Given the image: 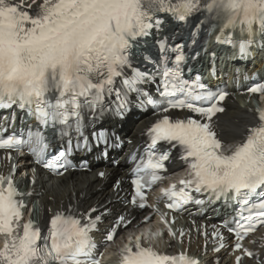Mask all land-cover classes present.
Wrapping results in <instances>:
<instances>
[{
	"label": "snow or ice",
	"instance_id": "obj_1",
	"mask_svg": "<svg viewBox=\"0 0 264 264\" xmlns=\"http://www.w3.org/2000/svg\"><path fill=\"white\" fill-rule=\"evenodd\" d=\"M161 13L182 24L201 17L193 44L198 30L207 25L209 35L219 30L217 42L238 47L242 56L250 54L253 45L264 48V39L256 40L257 36L264 38V0H0V112L18 108L44 128L79 130L85 110L98 118L107 109L106 97L115 95L114 110L123 115L132 103L129 94L135 92L142 97L138 100L141 106H155L159 113L147 130L146 162L142 160L134 169L135 194L130 203L160 212L147 203L145 189L164 179L175 150L187 165V174L161 190V198L169 199L167 208L180 211L189 204L203 207L214 202L231 205L235 214L225 227L234 234L233 247L239 252L236 264H244V257L264 264V255L243 243L258 227H264V111L257 113L258 123L248 128L244 141L225 151L213 117L225 111L220 102L229 93L213 90L198 74L185 78L188 56L182 44L170 46L167 37H158L160 60L146 58L156 65V71L134 68L127 76L133 46L162 30ZM168 52L175 54L171 66ZM199 56L196 53L193 59ZM156 76L162 81L158 95L153 96L142 85ZM117 78L120 89L115 87ZM248 91L264 93V83ZM5 118L0 115V122ZM15 119L12 111L8 124ZM89 143L78 137L75 146L86 149ZM25 144H35L29 151L57 175L69 167L66 150L45 159L50 145L40 131L29 129L27 140L0 132V149ZM22 195L10 174L0 175V234L4 236L0 264H101L91 233L107 210L97 215H93L96 208L84 214L57 211L50 218L47 237H43L40 226L24 220ZM161 215L165 223L174 222L166 213ZM150 219L146 216L143 222ZM131 223L132 218L119 215L106 232L105 242L113 241L118 231ZM169 232L176 236L171 227ZM213 235L219 238L222 233L214 229ZM120 256L122 264H197L184 254H161L139 242L123 249Z\"/></svg>",
	"mask_w": 264,
	"mask_h": 264
},
{
	"label": "bare ground",
	"instance_id": "obj_2",
	"mask_svg": "<svg viewBox=\"0 0 264 264\" xmlns=\"http://www.w3.org/2000/svg\"><path fill=\"white\" fill-rule=\"evenodd\" d=\"M16 2L20 3L22 0H16ZM162 17L166 18L167 22L163 25L164 28L161 31L167 36H171L173 30L182 31L181 27L174 29L175 24H173L169 15H163ZM200 19L201 17L196 18L194 26ZM198 31L203 35L206 31L208 32V26ZM235 94L237 99L234 95L227 98L225 111L213 118L216 122L218 137L221 139L225 149H230L235 144L243 141L248 128L255 126L256 122V104L253 102L255 96L245 92ZM152 118H154L153 115L150 116L149 113H143L136 118L129 117L122 121L108 120L109 122H106L105 126L114 128L123 137H126L125 142L129 149L135 147L136 143L143 140L141 134ZM4 154L6 155L5 160L3 158ZM11 154L12 151L0 152V172H9L10 163L8 158ZM124 160L125 157H122L117 166L112 165L111 162H97L92 165V169L88 172L72 169L60 176L46 174L41 168H38V172L33 175L30 173L28 165H25L19 172H24V170L28 172L25 182L29 193L28 198L33 209L32 217L35 220L46 222L57 211L85 213L90 208H96L97 212L93 215H97L107 210V214L99 223L101 226L99 233L103 238L119 215L129 216L132 218V223L128 227L120 229L113 241L101 242L100 247L110 252H116L123 241L129 237L130 232L145 228L152 223H155L154 226L161 225L163 218L161 211L154 212L150 207L141 209L130 203L132 189L127 180L128 175L126 165L123 164ZM181 171L182 168H179L178 172ZM100 172H104L106 175L101 177L99 175ZM148 204L153 206L157 204L161 209L162 203L159 190L151 193ZM146 216H150L151 219L145 223L143 220ZM215 223L211 219H200L195 224L192 221H188L185 224L178 225L177 236L172 239L168 238L165 245H167L169 250H177L176 246L180 233L185 232V238H183L185 242L183 244L184 250H186L187 245H190L191 249L188 252L195 253L206 264H235V258H230L228 255L231 245L222 252L214 251L218 242L212 235V230H217L214 228ZM228 244H231V242H228ZM248 245L264 255V228L260 229L256 235L249 239ZM243 259L244 264H254L253 259L246 257Z\"/></svg>",
	"mask_w": 264,
	"mask_h": 264
},
{
	"label": "rangeland",
	"instance_id": "obj_3",
	"mask_svg": "<svg viewBox=\"0 0 264 264\" xmlns=\"http://www.w3.org/2000/svg\"><path fill=\"white\" fill-rule=\"evenodd\" d=\"M110 183H111V181H110ZM110 183H109V184H110Z\"/></svg>",
	"mask_w": 264,
	"mask_h": 264
}]
</instances>
